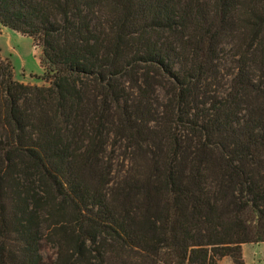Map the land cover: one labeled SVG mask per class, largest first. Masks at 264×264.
<instances>
[{"label": "trees", "instance_id": "trees-1", "mask_svg": "<svg viewBox=\"0 0 264 264\" xmlns=\"http://www.w3.org/2000/svg\"><path fill=\"white\" fill-rule=\"evenodd\" d=\"M0 264H244L264 243V0H0Z\"/></svg>", "mask_w": 264, "mask_h": 264}, {"label": "rangeland", "instance_id": "rangeland-1", "mask_svg": "<svg viewBox=\"0 0 264 264\" xmlns=\"http://www.w3.org/2000/svg\"><path fill=\"white\" fill-rule=\"evenodd\" d=\"M0 54L8 59L14 69L15 78L26 84L42 85L40 77L43 69L40 64L41 51L31 37L22 35L0 25ZM44 264H50L55 257L54 249L44 242L41 245ZM244 264H264V243L248 244L243 246ZM220 264H234L225 258Z\"/></svg>", "mask_w": 264, "mask_h": 264}]
</instances>
